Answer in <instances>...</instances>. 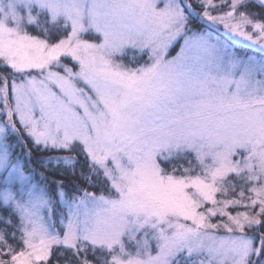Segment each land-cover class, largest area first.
Instances as JSON below:
<instances>
[{"label":"snow or ice","instance_id":"1","mask_svg":"<svg viewBox=\"0 0 264 264\" xmlns=\"http://www.w3.org/2000/svg\"><path fill=\"white\" fill-rule=\"evenodd\" d=\"M0 264H264V0H0Z\"/></svg>","mask_w":264,"mask_h":264},{"label":"rangeland","instance_id":"2","mask_svg":"<svg viewBox=\"0 0 264 264\" xmlns=\"http://www.w3.org/2000/svg\"><path fill=\"white\" fill-rule=\"evenodd\" d=\"M33 166L37 167V169L39 170V167L37 166V164L35 163V157H34V161H33Z\"/></svg>","mask_w":264,"mask_h":264},{"label":"trees","instance_id":"3","mask_svg":"<svg viewBox=\"0 0 264 264\" xmlns=\"http://www.w3.org/2000/svg\"><path fill=\"white\" fill-rule=\"evenodd\" d=\"M38 166V165H37ZM39 167V166H38Z\"/></svg>","mask_w":264,"mask_h":264}]
</instances>
